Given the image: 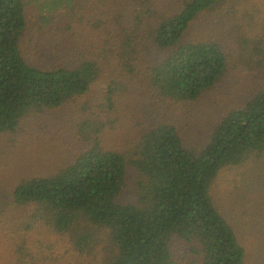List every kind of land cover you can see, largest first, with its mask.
<instances>
[{
    "label": "rangeland",
    "instance_id": "1",
    "mask_svg": "<svg viewBox=\"0 0 264 264\" xmlns=\"http://www.w3.org/2000/svg\"><path fill=\"white\" fill-rule=\"evenodd\" d=\"M24 1L27 29L20 50L27 64L52 70L95 62L99 75L85 96L24 119L15 134H0V264H101L104 237L94 250L79 252L74 234L55 235L31 209L13 203L15 187L71 164L95 136L104 150L126 155L118 202H136L138 177L128 154L143 134L170 123L187 147H198L223 117L264 87V0H224L191 23L183 42L220 45L227 70L215 87L188 103L164 100L151 86L153 68L169 53L149 40L153 22H139L142 0ZM181 1L152 5L179 8ZM210 196L244 248L245 264H264V152L221 170ZM171 248L176 264H199L182 242Z\"/></svg>",
    "mask_w": 264,
    "mask_h": 264
},
{
    "label": "trees",
    "instance_id": "2",
    "mask_svg": "<svg viewBox=\"0 0 264 264\" xmlns=\"http://www.w3.org/2000/svg\"><path fill=\"white\" fill-rule=\"evenodd\" d=\"M152 1L142 0L145 13L138 20L153 22L149 40L169 54L153 68L151 86L164 100L195 102L222 80L227 60L220 45L183 38L192 22L224 0H182L170 9ZM26 17L24 0H0V134H15L24 119L85 96L99 75L95 62L52 70L27 64L20 50ZM135 146L128 154L138 177L134 203L118 202L126 155L104 150L95 136L71 164L22 179L13 203L31 209L55 235L74 234L79 252L94 250L104 237L101 264H176L175 240L199 264H245V250L214 206L210 187L221 170L264 152V87L223 117L198 147H187L170 123L150 129Z\"/></svg>",
    "mask_w": 264,
    "mask_h": 264
}]
</instances>
